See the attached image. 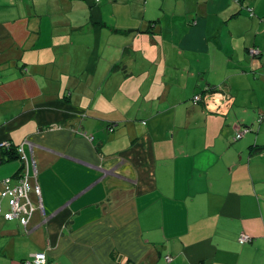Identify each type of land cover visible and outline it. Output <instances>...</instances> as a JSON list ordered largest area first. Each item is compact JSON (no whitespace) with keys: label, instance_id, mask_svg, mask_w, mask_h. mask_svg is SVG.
Here are the masks:
<instances>
[{"label":"crops","instance_id":"obj_1","mask_svg":"<svg viewBox=\"0 0 264 264\" xmlns=\"http://www.w3.org/2000/svg\"><path fill=\"white\" fill-rule=\"evenodd\" d=\"M263 132L264 0H0V264H264Z\"/></svg>","mask_w":264,"mask_h":264},{"label":"built area","instance_id":"obj_2","mask_svg":"<svg viewBox=\"0 0 264 264\" xmlns=\"http://www.w3.org/2000/svg\"><path fill=\"white\" fill-rule=\"evenodd\" d=\"M96 3L100 0H94ZM259 54L258 49L256 48H249L248 55L251 58L256 57ZM194 102L202 101V104L204 108L210 112L219 114V115H226L233 103L232 97L227 92H224L223 90L219 89L217 92H208L204 95H198L196 94L193 98ZM249 131L248 128H245L241 131H238L235 134V139H240L245 133ZM0 147L9 149L11 147V144L9 142H3L1 143ZM17 151L19 154H22L23 158V150L22 148L18 147ZM25 159V158H24ZM26 160V159H25ZM25 171L18 176L17 184L14 186H11L8 184V181L6 180L4 182L3 189L0 190V199L7 198L8 200V206L9 209L6 213H1V207H0V215L3 216L5 220H16L18 221L19 225L26 229L27 223L30 219L33 207L29 203L28 200V191H29V185H28V163L25 161ZM36 193L39 194V187H36ZM21 198H24L22 200ZM248 237L244 236L243 238H240V242L248 241ZM166 260L169 261L170 258L167 256ZM46 263V256L45 254H36L34 255V259L32 257L31 261H28V264H45Z\"/></svg>","mask_w":264,"mask_h":264},{"label":"rangeland","instance_id":"obj_3","mask_svg":"<svg viewBox=\"0 0 264 264\" xmlns=\"http://www.w3.org/2000/svg\"><path fill=\"white\" fill-rule=\"evenodd\" d=\"M122 68L123 67H119V68H117L116 69V71H115V76L117 77V79H115V80H113V81H116L117 82V85H119V81H122V79H123V77L125 76V75H127L128 73H123V71H122ZM98 78V76L96 75V77L94 78V81L96 80ZM105 78L106 77H104V79L103 80H105ZM111 80V79H110ZM90 81H93V77H90L89 78V82ZM106 81H108V80H106ZM112 81V80H111ZM129 85V84H128ZM221 88V87H220ZM115 89H116V86L114 87V89H113V91L112 92H114L115 91ZM112 93H108L107 95H111ZM108 98H109V96H107ZM187 103H189V104H191L192 105V100H191V98H190V100H188L187 101ZM260 117H263V115H260ZM259 117V118H260ZM258 118V119H259ZM255 125H257V122H256V124ZM264 133V132H263ZM245 172L243 171V172H241L240 174H239V178H245Z\"/></svg>","mask_w":264,"mask_h":264},{"label":"trees","instance_id":"obj_4","mask_svg":"<svg viewBox=\"0 0 264 264\" xmlns=\"http://www.w3.org/2000/svg\"><path fill=\"white\" fill-rule=\"evenodd\" d=\"M250 48H253V47H250ZM219 88L220 87H218V88H207V89H205L204 91H201V92H197V93H195V94H193L192 95V97H191V100H192V104L193 105H201V106H203V104H202V101H199V102H194V100H193V98H194V96L196 95V94H198V95H204V94H206V93H208V92H211V93H213V92H217L218 90H219ZM203 108H204V106H203ZM249 129V128H248ZM249 131H250V129H249ZM233 140H237V139H235V136L233 137ZM12 151V153L10 152V158H17V157H15V155H13V154H15L14 152H13V150H11ZM249 239V238H248ZM246 243H249L250 242V239L248 240V242L247 241H245ZM245 242H242V244L243 243H245ZM241 243V242H240Z\"/></svg>","mask_w":264,"mask_h":264}]
</instances>
